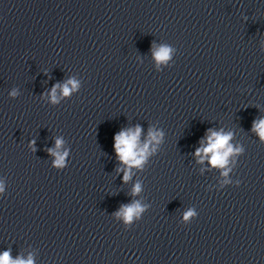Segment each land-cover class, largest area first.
<instances>
[{
	"label": "clouds",
	"instance_id": "clouds-1",
	"mask_svg": "<svg viewBox=\"0 0 264 264\" xmlns=\"http://www.w3.org/2000/svg\"><path fill=\"white\" fill-rule=\"evenodd\" d=\"M171 49L167 46L160 47L159 50L153 52L154 59L157 63L167 62L170 58ZM71 85V87H69ZM78 82L69 79L62 86L53 85L50 91V100L52 103H57L56 91L60 87L62 95L68 97L71 92L78 88ZM17 95L16 91L13 90L10 93V96L15 97ZM209 135H207L206 146L198 148L195 155L201 157V160L210 155V164L212 166L224 167L228 162V157L234 152H241L242 149H234L229 141L231 140V133H222L208 130ZM253 131L257 132L258 135L264 139V119L253 122ZM141 133V128L136 126L135 129H122L114 136V149L118 159L127 165L142 167L146 162L147 156L149 155V144L153 141L156 143L160 142L161 133H156L149 131V140L148 143H145L143 147L139 145V137ZM34 143V142H32ZM63 144L61 139L56 140V149H60ZM49 153L56 157L54 164L58 168H62L65 165V157L67 152H59L52 149H49ZM203 154V155H202ZM223 175H227V172H224ZM129 179L126 174L124 177L125 182ZM141 188L139 184H136L133 189V195L138 194ZM4 191L3 184L0 183V193ZM146 206H141L139 202H135L131 205H123L121 209L115 213L117 218H123L126 226L130 225L134 217L139 218L140 214L145 211ZM196 213L193 210H189L184 214V221L189 222ZM0 264H34L31 257L27 260L15 259L13 260L10 256V252L5 251L3 254H0Z\"/></svg>",
	"mask_w": 264,
	"mask_h": 264
}]
</instances>
